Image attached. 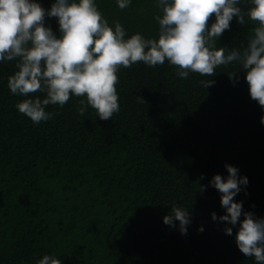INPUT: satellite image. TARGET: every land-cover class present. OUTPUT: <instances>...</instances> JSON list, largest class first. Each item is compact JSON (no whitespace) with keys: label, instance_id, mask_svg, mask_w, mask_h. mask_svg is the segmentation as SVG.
<instances>
[{"label":"trees","instance_id":"1","mask_svg":"<svg viewBox=\"0 0 264 264\" xmlns=\"http://www.w3.org/2000/svg\"><path fill=\"white\" fill-rule=\"evenodd\" d=\"M38 2L49 9L53 0ZM94 2L127 37H158L154 0L125 9L117 0ZM245 19L240 26L234 18L217 46H246L254 25ZM46 23L58 34L55 18ZM16 63L0 62V264H36L46 254L61 264H255L236 245L238 226L211 218L225 214L209 185L215 174L227 177L225 164L249 181L235 200L264 218V109L251 99L241 65L183 79L167 61L138 62L117 73L112 120L91 106L79 115L81 98L72 96L62 108L46 106L58 114L34 124L16 108L25 97L7 86ZM208 79L215 83L206 88ZM35 97L43 94L27 98ZM199 185L208 187L200 193ZM174 205L191 212L187 235L178 221L163 222Z\"/></svg>","mask_w":264,"mask_h":264},{"label":"clouds","instance_id":"2","mask_svg":"<svg viewBox=\"0 0 264 264\" xmlns=\"http://www.w3.org/2000/svg\"><path fill=\"white\" fill-rule=\"evenodd\" d=\"M130 3L131 0H117L120 9ZM154 3L160 12L154 17L159 25L158 37L146 39L139 32L127 37L118 21L114 27L110 26L94 0H53L49 9L38 0H0V62L17 61L18 70L8 77L7 86L12 94L25 97L16 104L18 112L39 124L58 114L46 111V106L62 108L75 96L81 98L79 115L84 116L91 106L100 120H112L120 109L116 89L120 68H131L138 62L156 67L165 61L175 66L177 76L183 79L190 72L211 78L219 66L238 63L245 73L251 99L264 109V0H154ZM245 17L254 25L246 46L218 47L217 40L230 30L233 19L244 26ZM46 18L56 19L58 34L46 23ZM228 77L234 84L239 80L237 73ZM201 83L208 88L215 82L208 79ZM38 92L43 98H27ZM261 123L264 124V116ZM225 168L227 177L215 174L209 181L220 193L225 214L217 217L213 212L211 218L238 226L235 242L240 252L253 257L255 264H264V218L244 211L243 202L235 200L242 190L247 194L248 178L240 176L235 166L225 164ZM207 187L199 185V192L203 193ZM177 221L180 233L187 235L190 210L172 206L163 222L176 227ZM233 227H225L223 231L231 236ZM198 231L202 232L203 227ZM36 264H61V259L46 254Z\"/></svg>","mask_w":264,"mask_h":264}]
</instances>
